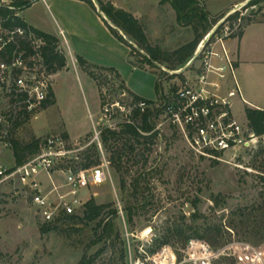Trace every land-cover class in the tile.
<instances>
[{
  "label": "rangeland",
  "instance_id": "rangeland-1",
  "mask_svg": "<svg viewBox=\"0 0 264 264\" xmlns=\"http://www.w3.org/2000/svg\"><path fill=\"white\" fill-rule=\"evenodd\" d=\"M92 1L97 14L108 22L98 3ZM103 1L133 13L144 26L150 44L165 52H173L197 37L195 26L180 22L169 0ZM256 1L202 0L201 3L210 19L216 21L213 30L226 17L239 15L238 22H223L217 29L219 34L227 25L245 28L243 39L234 36L227 42L231 53L240 55L236 75L244 101L235 100L234 114L241 124L248 123L245 109L251 103L264 108V1ZM34 9L39 10L41 6ZM109 24L116 29L110 20ZM197 30L202 34L200 25ZM117 31L124 36L118 28ZM126 37L127 42L139 48ZM67 39L73 51L62 38L61 47L69 66L52 79L55 105L42 109L37 118L21 119L14 133L24 145L50 136H67L73 148L85 149L97 145V133L132 120L128 111L133 108L135 95L123 83L121 73L128 78L129 87L149 101L160 98L155 92L160 77L162 91L167 93L191 76L188 70L179 73L188 63L175 70L166 64H160L161 67L156 64L157 69L142 64L136 56V66L133 60L128 61L130 48L122 42L123 54L115 61L121 73L92 65L97 77L93 80L79 64L73 65L69 55L76 53V47L69 34ZM114 102L125 106L127 111L115 108L112 116H105L104 106ZM157 132L151 140H141L139 144L132 141L135 151L121 166L111 163V152L103 145L104 153L99 150V154L100 161L106 158L109 162L108 180L100 186L85 182L82 185L81 196L85 202L94 198L98 204H110L118 211L115 223L120 236L105 244L92 245L94 224L77 221L75 225L49 226L43 223L34 211L29 187L17 179L0 181V264H78L85 253L96 257L100 249L104 252L95 264H144L148 256L160 262L166 253H174L180 261L191 240L208 245L215 253L226 249L218 264H247L252 254L250 248L264 254V138L249 148L225 154L222 161H215L196 155L175 128L165 125ZM124 141L123 138L116 145L121 147ZM7 143L6 139L0 141V167L11 169L15 167V159ZM90 154L95 159L94 151ZM76 161L81 163L79 158ZM53 178L59 187L66 183L61 173H54ZM40 181L42 188L51 192V183L45 174ZM56 198V194L51 196L52 200ZM127 207L135 209L132 220L125 211ZM77 215L82 216L83 211L79 210ZM48 227L51 229L47 230ZM196 230L206 237L185 242L178 233L192 236ZM233 242L240 246L232 250Z\"/></svg>",
  "mask_w": 264,
  "mask_h": 264
},
{
  "label": "built area",
  "instance_id": "built-area-1",
  "mask_svg": "<svg viewBox=\"0 0 264 264\" xmlns=\"http://www.w3.org/2000/svg\"><path fill=\"white\" fill-rule=\"evenodd\" d=\"M3 4L0 0V7ZM8 9L17 12L15 7L9 6ZM18 12L16 17H19ZM228 17L200 43L195 52L198 59L187 69L191 76L171 92L161 91L160 98L151 103L133 99V108L128 111L132 116L136 110L145 113L160 109L158 130L165 125L175 128L196 155L215 161H222L225 154L238 148H249L264 138L256 136L248 123L241 124L234 114L235 100L240 98L244 101V98L236 75V60L227 42L239 34L240 28L227 25L220 34L217 31ZM45 46V40L33 28L15 26L10 17L0 16V141L8 140L21 119L37 118L45 103L52 99L55 74L50 73L45 65L42 55ZM115 108L127 111L119 102L107 103L104 106L105 116H112ZM96 135L98 149L103 152L101 134ZM86 149L73 148L62 136L40 139L39 153L29 161L11 169L0 167V181L17 179L23 186L29 187L36 215L43 223L53 225L64 217L77 215L79 210L84 211L87 203L81 196L84 182L89 186H100L108 180L109 162L106 158L101 159L98 166L87 170L76 169L74 163ZM56 172L66 177L62 187L54 181L53 174ZM42 174L51 183V192L42 188ZM53 194L57 195L56 200L51 199ZM237 245L235 243L232 250ZM225 250L222 248L215 253L208 245L191 240L185 257L180 261L174 253H166L160 262L148 256L143 263L218 264L220 256L226 254ZM250 251L252 254H249L247 264H264L262 251L253 248Z\"/></svg>",
  "mask_w": 264,
  "mask_h": 264
},
{
  "label": "trees",
  "instance_id": "trees-1",
  "mask_svg": "<svg viewBox=\"0 0 264 264\" xmlns=\"http://www.w3.org/2000/svg\"><path fill=\"white\" fill-rule=\"evenodd\" d=\"M87 2L95 10V4L92 0H82ZM172 7L177 12L180 22L185 23L188 26H195L196 29V39L186 44L173 52H165L160 47H153L150 44L146 30L141 22L130 12L116 7L112 2H105L103 0H97L98 5L102 13H104L107 18L116 26L113 28L107 21L110 31L113 35L119 39L121 42L127 44L131 49V58L134 65L137 66L134 59L138 56L141 59V63H145L152 68H157L155 63L161 65L166 64L169 69L175 70L176 68L183 67L188 63L195 55L199 41L204 35L208 34L213 27L216 25V21H212L209 17L208 12L205 7H201L202 0H169ZM264 0H257L256 2H262ZM30 5L29 1L26 0H13L10 4H3L0 7V16L2 18L10 17L15 26L27 27L28 25L19 17H16V11L8 9L9 6L15 7L16 10L22 11L28 8ZM239 15H234L228 17L227 21L238 22ZM241 20H246L242 19ZM202 27V34H199L197 26ZM233 26V24H232ZM117 28L122 31L126 36H128L132 41H134L140 49L147 53L148 57L144 56L137 48L133 47L130 42L125 40V37L121 35ZM244 29L240 26V32L237 37L242 38L244 35ZM35 33L43 38L46 42V46L43 48L42 55L44 58L45 65L48 67V71L52 74H57L67 68V58L60 46V41L49 34L43 33L36 29H33ZM79 67L84 70L92 79H97L95 71L92 65L87 62L82 57L77 58ZM166 74V73H165ZM120 78L119 75H117ZM162 91L161 77L156 83V92L159 96ZM51 100L47 101L44 105V109H48L55 105L54 95L51 94ZM136 101H151L145 100L139 96L135 95ZM160 113V109H155L154 111L148 110L145 113H141L140 110L134 111L132 115V120L130 122H125L120 124L117 128H106L101 133V140L107 151L111 152V163L113 165H119L124 163V159L135 151V145L133 142L140 143L141 140H151L157 136V118ZM245 114L249 127L258 137H264V110L247 107L245 109ZM20 123H18L10 134L8 141L10 143L14 159L15 166H21L31 158L39 153V143L40 139L35 140L27 145L22 144L14 137V133L17 130ZM67 139V136H65ZM125 139L124 143L119 147L116 143ZM91 151L95 153V159H92ZM81 163H76L74 165L76 169L87 170L89 168L98 166L100 164V154L97 145L87 148L85 151L80 153L78 156ZM110 204H98L94 198L90 199L83 211V215H73L69 217L62 218L58 223L63 225H75L77 221H85L88 224H94V241L93 246H98L100 244H105L111 241L113 238H119V232L116 229L115 219L118 215L116 209L111 208ZM110 209V210H109ZM130 207H127L125 211L129 215V219H133V211ZM132 222V221H131ZM52 226V225H49ZM48 227L47 230H50ZM206 232V230H204ZM179 236L185 239V242L191 239H199L206 237L205 233L195 231L194 235L187 236L181 231L178 232ZM238 242V241H237ZM213 243H216L214 240ZM217 244V243H216ZM162 245H166L163 243ZM222 245V244H221ZM220 245V246H221ZM160 248V247H159ZM153 251L152 253L156 252ZM104 252V249H100L96 257L88 256L87 253L84 254L82 259L78 264H95L96 258Z\"/></svg>",
  "mask_w": 264,
  "mask_h": 264
},
{
  "label": "crops",
  "instance_id": "crops-1",
  "mask_svg": "<svg viewBox=\"0 0 264 264\" xmlns=\"http://www.w3.org/2000/svg\"><path fill=\"white\" fill-rule=\"evenodd\" d=\"M2 1L7 2L8 0ZM26 1H29L30 5L25 10L18 12L19 18L22 19L29 27L56 37L60 41V46L62 45V47V38L65 40V44L68 45V47H71V44L67 39V35L69 34L73 40L74 46L76 47V49L74 48L76 53L74 54L72 52V55H69L74 66H78L77 58L82 57L91 65L101 66L103 68L109 69L112 68L119 70L121 73V69L115 66V61L118 59V57H120L121 54H123V43L113 35L107 24L104 22V18L97 14V10L95 11L91 5L82 0H36L35 2L33 0ZM38 6H41V9H34ZM104 17H106L109 23V19L105 14ZM245 33L242 39L244 38ZM124 37L127 38L125 34ZM71 51H73L72 47ZM231 54L234 55L236 64L238 65V61H240V55L237 56L234 53ZM127 57L128 61L131 62V49L128 50ZM68 66L69 62L67 60V67ZM59 74L60 72L55 74L54 77H57ZM117 75L120 76L119 73ZM121 75L125 82H123L122 79L120 81H122L134 95L148 100L141 94L133 91L129 87V84L126 83L127 77L125 74L121 73ZM246 101L248 102V100ZM249 107L264 110L263 107L253 103H251Z\"/></svg>",
  "mask_w": 264,
  "mask_h": 264
},
{
  "label": "water",
  "instance_id": "water-1",
  "mask_svg": "<svg viewBox=\"0 0 264 264\" xmlns=\"http://www.w3.org/2000/svg\"><path fill=\"white\" fill-rule=\"evenodd\" d=\"M96 1V3H98L97 2V0H95ZM122 33V32H121ZM123 34V33H122ZM131 44H133V43H131ZM145 56H147L148 57V55H147V53L145 52L144 53V51L142 50V49H140V48H138ZM198 59V55H195L194 56V58L192 59V61L185 67V69H183L180 73H182V72H184V71H186L190 66H192V64L196 61Z\"/></svg>",
  "mask_w": 264,
  "mask_h": 264
}]
</instances>
